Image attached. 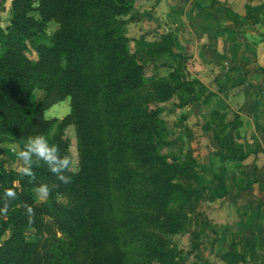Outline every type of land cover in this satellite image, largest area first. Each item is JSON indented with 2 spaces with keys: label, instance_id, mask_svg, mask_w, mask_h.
Listing matches in <instances>:
<instances>
[{
  "label": "trees",
  "instance_id": "obj_1",
  "mask_svg": "<svg viewBox=\"0 0 264 264\" xmlns=\"http://www.w3.org/2000/svg\"><path fill=\"white\" fill-rule=\"evenodd\" d=\"M134 1L12 0L10 24H0V143L22 146L30 135L46 136L70 157L71 182L59 181L43 162L33 165L34 177L16 171L19 185L0 174V241L11 231L0 243V264H167L165 251L177 262L181 256L171 238L187 230L191 251L200 248L195 219L209 187L191 156L176 164L161 152L167 135L160 120L162 104L177 93L181 104L195 98L200 82L185 64L168 75H145L120 28ZM50 22L59 25L52 35ZM42 37L34 43L37 58H30L29 44ZM161 37L153 53H174L172 37ZM68 97L65 117H46ZM226 130H215L218 152L224 159L241 155ZM41 183L51 191L37 204ZM235 252L225 260L242 261Z\"/></svg>",
  "mask_w": 264,
  "mask_h": 264
},
{
  "label": "crops",
  "instance_id": "obj_2",
  "mask_svg": "<svg viewBox=\"0 0 264 264\" xmlns=\"http://www.w3.org/2000/svg\"><path fill=\"white\" fill-rule=\"evenodd\" d=\"M130 15L134 27L148 28L151 35L161 37L166 28L173 31L190 56L188 67L195 66L201 71L205 75L200 78L202 82L221 96L218 85L222 84L223 91L226 90L222 97L227 103L238 95V99L250 104L243 116V124L247 127H240L238 134L243 149L247 151L244 157L251 156L254 161L259 156L258 182L251 188L246 185L228 191L231 199L230 236L224 238L220 234L218 241L216 238L209 241L208 236L203 238L207 227L204 226L205 234L200 242H209L212 253H206V245H200L202 249L192 253L196 256L194 264H264V0H137ZM143 34L141 31L135 38L138 44L149 45V42L158 41L151 36L146 39ZM234 77L233 81L239 79L244 84L239 87L233 83L237 87L236 95V91L230 94V85L227 84V80ZM252 140H258L257 154L249 148ZM239 194H243V200L236 197ZM211 220L210 224L221 227L222 222L215 218ZM202 224L199 221V225ZM234 249L243 260L229 263L224 256L229 251L233 253ZM179 258L183 264H190L189 256Z\"/></svg>",
  "mask_w": 264,
  "mask_h": 264
},
{
  "label": "rangeland",
  "instance_id": "obj_3",
  "mask_svg": "<svg viewBox=\"0 0 264 264\" xmlns=\"http://www.w3.org/2000/svg\"><path fill=\"white\" fill-rule=\"evenodd\" d=\"M137 1V0H136ZM134 1V5L136 3ZM12 0H0V24L3 28H6L10 24V18L12 15L11 11ZM133 5V7H134ZM34 16H39L36 12L32 13ZM139 15H142L140 12ZM132 16L127 14L121 19L120 28L128 34L130 38L129 47L132 51H135L138 55L139 61L145 66V75L149 78L153 77L156 73L161 76L168 75L173 69H180L182 64L187 66V70L191 75L192 79L198 80L203 88H199L200 84L197 85L198 92L195 98H187L183 104H181V94L177 95L169 102L162 104L163 111L160 114V120L162 126L165 128L167 135V143L162 147L161 152L165 154L168 159L178 164L185 158L192 157L198 164V169L202 172L204 178L206 179L207 185L209 187L206 199L201 202L199 206V211L197 214L198 218H194V214H189L191 218L189 228H193L194 219L195 222L202 221L203 226L197 224L195 229L199 230L202 235L205 234L204 226L206 227L205 238L210 241L211 239L216 240L221 238L219 235L222 234L224 238L230 236V193L228 192L232 187H245L246 185L250 188L254 187L258 182L257 176L258 171L261 170L257 164L259 156H256L255 160L252 161V157H243L247 151L243 149V143L240 141V136L238 130L244 124L243 116L244 112H248L250 104L246 105L242 101V98L238 99L236 95V86H244V84L239 82V79L233 81L227 80V84L230 85V94L235 92L236 98L232 97L230 104L222 96H225V91H223V85H218L222 96L211 90L206 84L200 79L204 77L195 66L188 67V62L190 56L185 52V47L180 44L178 36L173 34L169 28H166L164 35H170L173 40L174 53H161L156 55L153 53V42L147 44H138L137 38L141 31L144 32V36H151V39L161 40L158 34L151 35L150 29L136 28L132 22ZM166 26V24H164ZM168 26V25H167ZM59 25L56 22H50L47 27V34L52 35ZM143 37V39H145ZM42 41H46V37H42L29 44L27 54L30 58L36 59L37 53L35 50V44ZM5 42V37L0 35V45ZM232 65V63H231ZM240 69V67H237ZM209 76V75H208ZM231 76V75H230ZM207 77V76H206ZM229 78V77H228ZM233 83L236 86H233ZM225 86V84H224ZM233 86V87H232ZM231 88L233 90H231ZM235 88V89H234ZM196 89V90H197ZM218 89V90H219ZM239 90V95L241 94ZM41 93L38 92V99L41 97ZM228 99V97L226 96ZM249 99L247 100V102ZM235 106V109L233 108ZM71 111V100L70 97L54 104L49 108L45 115L48 118L58 117L63 118ZM247 115V114H246ZM259 119V117H258ZM204 124L208 125L207 129ZM226 126V132H231V138L235 143L236 147L242 151L241 155L232 154L233 157L224 159L222 154L218 151L220 150V145L215 135L216 129H221ZM245 126V125H244ZM247 126H245L246 128ZM249 130L247 129V132ZM249 134V133H248ZM67 135L71 139V151L73 157V167H78V151L76 147V130L74 126H70L67 129ZM258 140L250 141L251 145L249 148L257 154ZM248 148V147H247ZM250 151L248 152V154ZM245 158V159H244ZM248 158V159H247ZM247 159V160H246ZM23 165L21 164L19 157L17 155L16 146L14 144H2L0 143V174L10 183L19 185L16 180V171L21 170ZM244 174V175H243ZM234 178L231 179L230 178ZM216 192L218 194H216ZM48 197V196H47ZM47 197L40 198L37 195V204H43ZM236 197L243 200V194H239ZM237 199L239 202L240 200ZM60 202H65V199L60 198ZM197 209V210H198ZM209 217V218H208ZM212 217V218H210ZM219 220L221 227L218 225L210 224L209 219L214 218ZM211 220V221H212ZM210 226L212 228H210ZM210 228V229H209ZM215 228V229H214ZM214 229V231H213ZM11 231H8L3 236L0 243L5 240ZM199 233V234H200ZM216 235V236H214ZM26 236L28 240L34 239V230L30 229L26 231ZM173 245L178 247L181 251V255L184 257H190V264L196 262V256L191 251L192 248V236L187 232L175 235L171 238ZM218 241V240H217ZM228 242V241H227ZM209 243V242H208ZM208 243L200 242V245H206V253L211 252ZM202 249V247H200ZM167 256V264H183L180 258H177L178 262L173 259V254L165 251ZM214 261L217 260L214 256H211Z\"/></svg>",
  "mask_w": 264,
  "mask_h": 264
},
{
  "label": "clouds",
  "instance_id": "obj_4",
  "mask_svg": "<svg viewBox=\"0 0 264 264\" xmlns=\"http://www.w3.org/2000/svg\"><path fill=\"white\" fill-rule=\"evenodd\" d=\"M16 150L19 160L23 165L22 173L24 175L34 177L33 165L37 162H43L59 181L64 184L71 182V177L66 175L71 168L70 157L68 155H61L59 147L50 144L46 136L41 134L30 135L22 146H16ZM35 191L40 198H44L50 194L51 188L48 184L41 183ZM7 195L14 197L15 193L12 189H8ZM29 212H31L30 208Z\"/></svg>",
  "mask_w": 264,
  "mask_h": 264
}]
</instances>
